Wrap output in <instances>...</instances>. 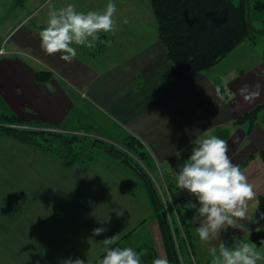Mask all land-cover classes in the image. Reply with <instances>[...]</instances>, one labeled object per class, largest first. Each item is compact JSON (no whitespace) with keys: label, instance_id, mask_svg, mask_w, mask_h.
<instances>
[{"label":"crops","instance_id":"0c3cea01","mask_svg":"<svg viewBox=\"0 0 264 264\" xmlns=\"http://www.w3.org/2000/svg\"><path fill=\"white\" fill-rule=\"evenodd\" d=\"M75 1L40 0L39 6L54 2L49 11L59 10ZM83 4L84 13L106 8L100 2ZM39 6L23 15L5 37L17 29L14 46L4 47L5 54L0 55L1 110L40 125L88 124L103 139L121 140L132 134L155 159L156 172L176 176L182 152L191 151L206 135H215V129L227 127L232 163L238 166L253 156L241 171L254 186L256 196L249 202L248 215L258 223L245 221L249 231L229 227L218 238L201 241L196 228L202 218L192 207L187 217L195 223L194 260L212 264L213 247L219 255V245L226 239H245L264 229V219L259 218L264 212L260 203L264 111L250 133L234 123L264 102L263 53L247 59L245 67L235 65L229 53L204 71L179 76L159 38L158 24L151 22V29L141 25L137 35H125V26L116 23V31L99 33L93 47L73 46L77 56L68 63L60 59L61 53L49 56L43 51L39 32L44 28L25 26ZM102 54L106 57L99 67L90 62ZM40 69L52 71V78L36 80ZM219 82L229 92L228 99L218 95ZM256 84L261 86L260 95L245 102L238 90L244 85L254 89ZM2 143L12 147L9 163L0 166L4 179L0 181V264H61L69 258L99 264L106 254L102 240L114 235L116 243L109 247L133 248L141 254V264L160 257L170 264L145 184L131 169L106 155L79 164L9 136L0 137ZM174 199L196 203L179 188ZM101 226L107 231L93 236V229Z\"/></svg>","mask_w":264,"mask_h":264},{"label":"trees","instance_id":"16d2710c","mask_svg":"<svg viewBox=\"0 0 264 264\" xmlns=\"http://www.w3.org/2000/svg\"><path fill=\"white\" fill-rule=\"evenodd\" d=\"M157 18L159 38L166 47L169 59L177 75L204 71L226 57L244 41L256 43L264 34V0H150ZM250 11L251 24L247 12ZM254 21L261 27L255 30ZM257 28V27H256ZM1 49V45H0ZM264 58V52H263ZM53 72L40 69L35 78L47 82ZM217 93L228 99L230 94L223 84L217 83ZM264 111V102L238 117L234 123L245 126L250 133ZM62 124L40 125L34 121L0 108V137L9 136L32 147L45 150L59 158L83 164L101 156H109L135 172L144 182L150 197L154 216L158 219L170 264H196L192 248L191 222L187 213L192 209L189 203H178L174 195L176 175L162 171L160 184L151 176L155 169V159L145 144L132 134L126 135L118 144L95 135L94 132L80 134L64 130ZM62 128L64 131L57 130ZM87 130V129H86ZM215 136L227 139V127L215 129ZM93 134V135H91ZM195 146V145H194ZM191 151L182 152L183 163ZM264 160V151H261ZM253 156L246 158L238 166L242 169ZM169 193L168 207L163 202L159 185ZM264 204V194L260 196ZM198 213V212H197ZM178 219L172 220L173 215ZM175 215V216H176ZM254 241L260 246L264 241V231H257L248 238L226 239L223 243L230 249L241 242Z\"/></svg>","mask_w":264,"mask_h":264},{"label":"clouds","instance_id":"9594fccd","mask_svg":"<svg viewBox=\"0 0 264 264\" xmlns=\"http://www.w3.org/2000/svg\"><path fill=\"white\" fill-rule=\"evenodd\" d=\"M116 12L117 7L112 2L107 3L103 12H78L73 4L50 10L47 26L39 32L40 46L47 55L61 53L60 59L71 63L77 56V50L72 45L91 48L100 39L99 33L116 31L113 19ZM123 23H128L127 19ZM4 54L0 51V55ZM260 87L256 84L254 89H250L244 85L238 91L245 102H252L260 95ZM220 98L223 99V96ZM228 151L225 139L206 135L196 141L190 156L179 165L176 186L187 190L196 200L192 207L202 218L196 228L201 241L218 238L221 231L229 227L249 231L242 223L245 221L258 223L255 217L248 215L249 202L256 196L254 186L240 167L232 163ZM259 218L264 219V212L259 213ZM106 231L103 226L97 227L92 235L100 236ZM116 239L117 235H114L102 240L106 254L99 264H141V254L133 248L109 247L116 243ZM216 251L215 247L211 249L212 264H257V261L264 260V255L247 242H241L233 249L222 242L219 255ZM61 264H85V261L69 258ZM152 264H168V260L155 258Z\"/></svg>","mask_w":264,"mask_h":264},{"label":"rangeland","instance_id":"374dc122","mask_svg":"<svg viewBox=\"0 0 264 264\" xmlns=\"http://www.w3.org/2000/svg\"><path fill=\"white\" fill-rule=\"evenodd\" d=\"M56 1V0H55ZM72 2V0H70ZM88 5H93L94 3H102L107 5V3L112 2L117 7V12L114 14L113 19L116 21V23L123 24L125 26V35H131L138 33V30L142 27H147L148 29H151V22L154 24H157V18L155 16V13L153 11V7L151 5L150 0H86ZM238 2V0H235ZM40 0H0V45L1 47H5L6 49H10L12 46H14L15 41L18 37L17 29L14 30L8 38L5 39L7 34L10 31V28L13 27L17 23L18 20H20L23 15H26L31 10H33L35 7L39 6ZM84 0H76L75 3L78 4V9L76 11L81 12L80 10L84 11L85 4H83ZM73 4L76 8L77 5ZM55 3H51L50 5H42L37 8L35 13L31 15L32 19L29 20L25 26H33L37 29H43L47 26V19L46 16L49 13V9L51 6H53ZM65 7V6H62ZM89 7V6H88ZM61 8V6L59 7ZM30 18V17H29ZM127 19L128 23H123V20ZM43 23V25H42ZM46 23V24H45ZM23 24V23H22ZM21 24V25H22ZM254 24L257 28L261 27V23L259 21H254ZM45 25V26H44ZM155 27V25H154ZM157 29V26H156ZM5 39V40H4ZM4 40V41H3ZM77 46V45H72ZM264 52V34L259 36V39L256 43H251L250 41H244L240 43L233 51L230 52L229 55H232L231 60L235 65H239L240 67H245L247 65L246 60L249 59L252 56L258 55L260 53ZM106 57V55H105ZM104 55L98 56V59L94 60L90 58V62H93V64H96L98 67L104 60ZM62 128L64 130H70L75 131L80 134L86 133H92L95 130L93 127L89 126L88 124H78V126H71V125H65L62 124ZM85 125V126H84ZM82 126V127H81ZM77 127V128H72ZM49 128H52L51 126ZM62 128H58L57 130L64 131ZM97 128H99V125H97ZM87 129V130H86ZM108 130H103V133L109 134L110 132H107ZM95 133V132H94ZM93 135V134H91ZM107 141H110L112 143L118 144V140H109V138H106ZM105 139V140H106ZM12 143V142H11ZM11 144H1L0 145V166L1 165H7L9 163V159H11V155L9 150L11 148ZM151 176L153 179L160 184L162 173L161 171H151ZM157 173V174H156ZM0 181H4L2 177H0ZM157 183V184H158ZM158 184V185H159ZM159 191L161 193V197L163 202L166 204L167 201L170 199V195L166 189L159 185ZM168 207V205H167ZM176 215V214H175ZM173 215L172 220L178 219L177 215ZM179 221V220H178ZM177 221V222H178ZM191 232L195 228V223L191 222ZM261 231H264L261 230ZM248 243L253 244V246L256 248L258 252L261 253V255H264V242L262 245L258 248L254 241H248ZM206 262L201 261V264H206ZM257 264H264V260L257 261Z\"/></svg>","mask_w":264,"mask_h":264},{"label":"water","instance_id":"95a60500","mask_svg":"<svg viewBox=\"0 0 264 264\" xmlns=\"http://www.w3.org/2000/svg\"><path fill=\"white\" fill-rule=\"evenodd\" d=\"M248 1V0H247ZM247 17H248V21H249V23L251 24V19H250V11H249V9H248V12H247ZM255 30H258V29H260V28H256V27H253Z\"/></svg>","mask_w":264,"mask_h":264},{"label":"built area","instance_id":"2783aa9c","mask_svg":"<svg viewBox=\"0 0 264 264\" xmlns=\"http://www.w3.org/2000/svg\"><path fill=\"white\" fill-rule=\"evenodd\" d=\"M0 51L4 52V48L2 47V48L0 49ZM169 201L172 202V198H171V196H170ZM167 205H168V202L166 203V206H167Z\"/></svg>","mask_w":264,"mask_h":264}]
</instances>
